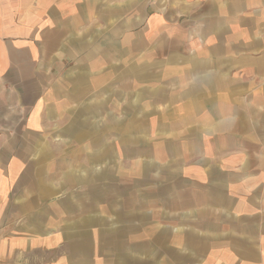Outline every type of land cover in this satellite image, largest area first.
Listing matches in <instances>:
<instances>
[{
	"label": "crops",
	"instance_id": "0c3cea01",
	"mask_svg": "<svg viewBox=\"0 0 264 264\" xmlns=\"http://www.w3.org/2000/svg\"><path fill=\"white\" fill-rule=\"evenodd\" d=\"M0 264H264V0H0Z\"/></svg>",
	"mask_w": 264,
	"mask_h": 264
}]
</instances>
